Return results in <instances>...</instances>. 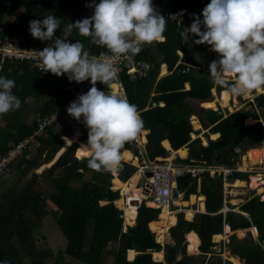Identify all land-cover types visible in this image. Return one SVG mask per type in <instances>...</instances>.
<instances>
[{
    "label": "trees",
    "instance_id": "16d2710c",
    "mask_svg": "<svg viewBox=\"0 0 264 264\" xmlns=\"http://www.w3.org/2000/svg\"><path fill=\"white\" fill-rule=\"evenodd\" d=\"M163 2L169 5L172 11L182 8L194 9L193 7H195L193 6L195 0H153L155 5ZM95 3H99V0H95ZM91 5H93V0H0V38L3 36L18 37L21 45H27V41L33 39L35 42L33 48H41L42 41L33 38L30 34L29 22L43 20L44 17L52 15L60 20V27L55 32L57 37H64L70 42L81 41L85 50L90 54H97L100 49L107 51L94 42L89 44V37L81 36L75 29L70 33L65 32L68 23L85 18L84 12ZM201 13V10L196 9L192 12L200 18ZM7 18H13V20L5 29H2ZM190 19L193 20L192 15ZM166 21L167 28L163 34L166 39L163 42L147 44L145 50L136 55L138 59L153 65L149 79L131 82L124 73H121L127 99L137 105L141 111L145 129L150 130L147 137V155L152 160L166 156L160 146L161 140L168 139L175 152L180 151L181 147L188 142L191 131L188 118L191 111L185 101L187 99H195L199 102L209 100V89L212 86L211 77L204 63L205 44H194L192 41L198 37L192 34H189V40L184 42L181 33L189 23L185 22L183 26H178L167 18ZM177 49L183 51V60L182 64H179L175 69L178 60ZM193 56L195 57L194 61ZM198 59L203 63V66L195 69L193 66L198 65ZM161 63H165L169 70L174 69V71L171 75L158 81L155 88L156 95L149 99L150 89ZM185 64L192 65L188 66V73H183L187 67ZM30 67L31 65L25 61L18 62V60L8 59L1 61L0 54V77L15 81L13 93L20 100L19 109L0 116V156L6 153L9 142L17 143L36 130L37 125L34 119L49 116L56 109H62L69 104L71 93L67 90V83L71 84L74 81L70 82L63 75L58 77L50 72H43L37 67ZM184 83H189L188 91L183 90ZM100 87L102 91L107 88L104 84H101ZM220 89L222 88L217 86V90ZM222 94H224V90L221 92ZM148 100H150L151 108L142 111ZM160 101L164 103L163 107L158 106ZM210 102L203 103L205 108L214 107L215 103ZM153 103L156 104L155 107H152ZM254 104L264 108V94L255 98ZM218 112V107L210 110L199 109V120L202 127H205L204 121L209 125L215 124L211 131L219 133V138L213 142L209 141L205 149L199 145L198 140L188 144L189 159L203 161L208 165L212 164L216 155L220 154V162L228 164V158L235 155L236 147H239L241 153L244 154L251 147L262 146L263 126L260 123L246 127L243 125V119L246 117L244 112L237 111L224 118ZM59 124L60 118L56 124L46 127L44 137L37 139L41 142V147L37 150L38 157L32 161H21L8 167V172L19 175L23 179L16 180L0 198V264H4V262L25 264L24 259L40 263L46 262L50 258L54 260L53 264H71L70 262L65 263V258L81 264H159L151 260L150 252L161 250V246L155 243L154 234L148 228V223H152L151 221L156 219L159 211L141 206L134 225L126 227L125 231H122V213L113 204L115 201L116 206L121 198L117 192L110 190V175L108 172L90 169L87 166V160L76 161L73 158L77 147L75 143L69 147L54 167L41 175L34 173L43 164H49L61 150L60 136L62 134H58L57 129H54ZM87 136L88 129L86 127L82 139ZM165 142L167 141L163 142L164 147H166ZM80 146L81 144L78 145L75 156L77 159L83 160L85 158L78 149ZM125 150L135 152L133 141L125 145ZM42 155H44L43 163H41ZM236 156L234 157L239 160V154ZM248 160L252 165L258 161L264 164V147L262 150H252ZM62 168V175H56L57 171ZM133 172L131 167L123 164V168L119 171V178L125 182ZM87 173L90 174V180L85 183L83 179ZM113 175L115 176V174ZM4 178L0 174V181L6 182L7 180ZM40 178L52 181L56 194L44 198L37 191ZM234 178L246 181L248 176L235 174ZM176 181L178 190H186L185 198L194 192V186L186 188L190 183L188 176L180 177ZM71 182L77 183L80 187L70 186ZM131 192L128 189L124 192L128 200H132L134 197ZM200 195L204 198V209L207 214L196 215L191 222L184 221L182 214H178L174 229L181 230V232L193 229L200 240L199 251L208 253L212 246L210 243L211 234L220 232L222 226L221 213L213 214L218 211L221 204L220 180L217 178L210 180L204 177L200 183ZM101 201L107 203L100 205ZM262 201L264 202V196H262ZM123 208L120 209L124 212ZM125 208L130 209L129 207ZM241 211L248 213V216L228 211L224 214V222L229 225L231 230H243L244 235L247 233V236L242 240L236 234H232L225 247L232 251L233 255L244 260L242 264H264V249L262 248L264 245V203L260 202L258 197L252 198L241 207ZM48 217H54L60 230V244L56 251L50 247L40 250L37 244L42 230V222L48 220ZM88 229L91 230L90 234H88ZM248 230H251L253 235H256L257 232L256 240L251 232H247ZM174 234L176 235V233ZM174 234L172 232L171 235L174 244L166 243L164 246L166 263L191 264L192 257L184 255L183 240H179ZM196 234L189 231L185 235L187 245L192 244L195 249L198 245ZM217 235L223 234L212 235V240ZM129 249L139 254L134 257V251ZM126 250H129L127 252L128 260H130L129 256L134 257L131 262L125 261ZM155 253L162 252H154L153 255ZM107 254L110 263L106 261ZM189 254L193 255L197 252ZM155 261L157 260L155 259ZM224 264L233 263L225 262Z\"/></svg>",
    "mask_w": 264,
    "mask_h": 264
},
{
    "label": "clouds",
    "instance_id": "9594fccd",
    "mask_svg": "<svg viewBox=\"0 0 264 264\" xmlns=\"http://www.w3.org/2000/svg\"><path fill=\"white\" fill-rule=\"evenodd\" d=\"M93 5L91 17L68 23L65 32L75 29L106 52L92 55L81 41L61 37L36 54L43 72L58 77L67 74L70 82L90 80L91 88L70 103L66 116L77 121L83 118L88 129L87 143L78 148L87 166L116 174L124 161L125 145L138 138L144 122L137 105L125 95L99 90L96 84L114 87L122 61L131 63L145 44L166 39L167 21L153 0H93ZM192 16L193 22L181 36L187 42L192 34L198 37L194 44H207L219 54V60L208 64L214 85L231 98L264 92V0H210L202 10V20ZM59 27L60 20L52 15L29 22L30 34L41 41L52 40ZM14 87V80L0 77V116L20 107Z\"/></svg>",
    "mask_w": 264,
    "mask_h": 264
},
{
    "label": "crops",
    "instance_id": "0c3cea01",
    "mask_svg": "<svg viewBox=\"0 0 264 264\" xmlns=\"http://www.w3.org/2000/svg\"><path fill=\"white\" fill-rule=\"evenodd\" d=\"M199 1L200 0H195V3H194V5L193 6H195V7H193L194 9H196V10H199L198 9V5H199ZM154 4V3H153ZM154 6L157 8V10L159 11V13L160 14H163V16H165L164 15V12H167V11H170L171 10V8L169 7V5H167L165 2H163V3H160L159 5H155L154 4ZM161 9H164L163 11H161ZM194 9H191L192 10V12H193V10ZM168 19V18H167ZM192 22H193V20H192ZM172 23V22H171ZM187 23H189V21L187 22ZM190 23H189V25H188V27H190ZM203 27V26H202ZM101 50H103V49H100V51ZM176 53L178 54V60H177V63H176V65H175V69L177 68V66L179 65V64H182V60H183V51L182 50H180V49H177L176 50ZM204 53H205V60H204V63H205V68H207V72H209V69H208V64L211 62V61H213V60H219L220 59V56H219V54H217L215 51H213L212 50V48H211V46H209V45H207V44H205V46H204ZM216 55H218V57H216ZM195 60V57L193 56V61ZM192 61V62H193ZM198 61V65L197 66H193V68H195V69H199L200 67H202L203 66V63L198 59L197 60ZM185 65H187V66H192V65H190V64H185ZM174 71V69L173 70H169L168 69V67H167V65L165 64V63H161V64H159V69H158V71L156 72V74H155V78H154V82H153V84H152V87H151V89H150V95H149V99H151L152 97H154L156 94H155V88H156V85H157V83H158V81L159 80H161L162 78H164V77H167V76H169V75H171L172 74V72ZM152 72V71H151ZM151 74V73H150ZM150 76V75H149ZM147 79V78H146ZM148 79H149V77H148ZM151 79V78H150ZM117 85V84H116ZM211 87H210V89H209V95H210V99L209 100H207V101H203V102H199L198 100H195V99H187L186 101H185V103H186V105L189 107V109H190V111H191V114H190V116H189V118H188V120H189V126H190V128H191V131L189 132V139H188V142L183 146V147H181V149H180V151H182V150H185L186 151V153H187V155H186V157L185 158H183V157H181L180 155H177L179 152L178 151H173L172 150V147H171V145H170V142H169V140L168 139H163V140H161L160 141V146L162 147V149H163V151L166 153V156H165V158H161V157H157V158H154L153 160L152 159H150L149 157H148V155H147V144H148V139H147V137H148V135H149V133H150V130L149 129H145V127L143 128V131L141 132V134L138 136V138H137V140L138 141H140L141 142V144H143L144 145V155H145V158L147 159V160H149V161H154V160H164V159H176V161H177V163H179V164H182V165H186L187 163H188V161H193V160H191V159H189V157H188V144H190L191 142H193V141H195V140H198V143H199V145L201 146V147H203V149H205V147L207 146V143L209 142V141H211V142H213V141H215V140H217L218 138H219V133H217V132H212L211 131V128L215 125V124H212V125H209L208 123H206L205 121H204V124H205V127H202V125H201V122H200V120H199V109H204V110H210V109H213V108H205V104L203 105V103H205V102H210V101H213L215 104H214V108L215 107H218V109H219V114L221 115V117L222 118H224V117H227L229 114H232V113H234V112H237V111H241V112H244L245 114H246V117L243 119V125L244 126H246V127H249V126H253L254 124H257V123H260L262 126H263V139H264V108H262V107H259V106H256V104H254V99L255 98H257L259 95H261V94H264V92H259V93H254L251 97H249V98H242V97H240V98H233V101H234V103H233V101H230V103H229V106H231V108H232V110H230L229 108H221L220 106H218L219 104H218V102H217V96H219V95H221V92L223 91V89H220V90H217V86L216 85H214V83H213V80H212V78H211ZM113 88V87H112ZM190 89V85H189V83H184V89L183 90H185V91H188ZM115 91V90H114ZM116 92V91H115ZM224 94H222L220 97H222ZM125 96H126V92H125ZM127 97V96H126ZM228 96H225L224 98H227ZM215 100H216V102H215ZM238 100V102L240 101L241 102V105H239V103L237 102L236 103V101ZM189 101H194V102H199L200 104H201V108L200 107H198V110L197 111H195L193 108H191V106L190 105H188L189 103ZM211 103V102H210ZM210 103H209V106H210ZM225 104H227V103H225ZM155 103H153V106L152 107H155ZM204 107H203V106ZM239 105V106H238ZM146 107L142 110V111H144V110H147V109H149V108H151V106H150V100H148L147 101V103H146V105H145ZM158 106L159 107H163L164 106V103L162 102V101H160L159 103H158ZM220 107V108H219ZM227 107H228V104H227ZM225 110V111H224ZM141 112V111H140ZM195 119V120H194ZM36 119H34V121H35ZM248 120H253V124H249L247 121ZM194 121L198 124V126H199V128L198 129H196L195 130V126H194ZM203 121V120H202ZM79 122H82V124H84L83 123V119L81 118V120L80 121H76V119H74V118H72L71 116H69V121H68V123H69V127H65V129H63L64 127H62L60 124L59 125H57L54 129H56L57 128V133L58 134H62L61 136H60V141L62 142V147H61V150L56 154V156L54 157V159L49 163L50 165H51V163L54 161V163L52 164V166H51V168L52 167H54L57 163H58V161L61 159V157L63 156V154H65V152L69 149V147L71 146V144L73 143H75L76 145H77V147H78V143L77 142H75L74 140H76L75 138L73 139V137H74V134H75V137L77 136V133H79V135H78V137H83V135H84V131H83V134L81 133V130L79 129V127H78V130H79V132H77L76 133V131L74 130V125L75 126H78L77 124L79 123ZM85 125V124H84ZM64 131V133H62ZM66 132V133H65ZM67 133H69L68 135H66ZM212 135H217L216 136V138L215 139H213L212 138ZM62 137H64V139L66 138V139H73V142L71 143V144H69L68 146H67V143H66V141L64 142L63 141V139H62ZM85 139H87L88 140V136L86 137V138H84V139H81L82 140V143H79V145L80 144H86L87 143V140H86V142L84 143V141L83 140H85ZM202 139H204V142H203V140ZM167 141V142H165V146L167 147V149H166V147H164L163 146V142L164 141ZM77 147H76V150H77ZM133 147H134V151L135 152H137V147H135V141H133ZM262 147H264V140H263V143H262V146H257V147H251V149L248 151V152H245L244 154H242L241 153V150L239 149V147H236V149H234V154L235 155H231L229 158H228V164H224V163H222V162H220V154L219 155H216V157L214 158V162L212 163V164H208V165H220V166H227V167H231V168H234V167H236V166H238V167H240V166H242L243 164V169H245V170H248L249 169V171H247V173H240V175H247L248 176V178H247V180L246 181H240V180H237V179H235L234 178V175L232 176V177H230V179H229V183H230V185L232 186V185H234V184H236V183H238V182H244V183H246L247 184V188L246 189H242V192H246V193H251V192H253V190H251V189H248L249 187H250V179H251V177H253L254 175L253 174H255V173H259V174H264V170L263 169H258L259 168V166L261 165L262 166V162H260V161H258L257 163H255L254 165H252L251 164V162H246V163H243V158L245 157V160H247L248 159V156H249V154L251 153V151L252 150H254V149H260V150H262ZM76 150L74 151V153H73V158L76 160V161H78V162H82V161H84V160H86V159H83V160H79V159H77L76 158V156H75V153H76ZM238 153H237V152ZM125 152H128L129 153V155H130V157L132 158V160L135 162V165H137L138 164V162L137 161H135V157H137V153H135V152H132V151H127V150H125L124 151V155H125ZM127 154V153H126ZM236 154H239V160H237V158H235V157H237L236 156ZM173 156V158H172V156ZM43 156V155H42ZM235 156V157H234ZM243 157V158H242ZM242 158V159H241ZM44 158L41 160V163H43L44 161ZM203 163H205V162H203ZM49 164H43L44 165V167L46 168V169H50V165ZM123 164L124 165H126V166H128V167H131L132 169L134 168V164L133 163H128V162H125V161H123V163H122V167H121V169L123 168ZM206 164V163H205ZM248 165H250V166H252L253 168L251 169V167H249ZM49 167V168H48ZM256 171V172H254V171ZM252 172H254V173H252ZM89 174V173H88ZM109 175H110V177H111V181H110V188L111 187H113V183H114V181L115 180H118L119 182H122L121 181V179L119 178V172L118 173H116L115 174V176L112 174V173H108ZM238 175V174H237ZM184 177V176H183ZM255 177V176H254ZM114 178H117V179H115L114 180ZM135 178V180H137L138 181V178L137 177H135L134 175H132V176H130L129 178H127L126 180H125V182H122V183H126V184H128L129 182H131V180H133ZM182 178V177H181ZM189 178V177H188ZM178 179V178H177ZM177 179H175V183L177 182L176 180ZM214 179V178H213ZM114 180V181H113ZM190 180V179H189ZM203 179H200L199 180V182L198 181H194V180H190V183L188 184V186L186 187V188H189V187H193L194 186V192L192 193V194H190V195H188L186 198H185V201H184V203H187L190 199H191V197H194V198H196L197 200H199V199H202V204H203V209H204V198L200 195V183H201V181H202ZM210 180H212V179H210ZM220 180V179H219ZM221 182V181H220ZM176 188H177V186H176ZM262 188V187H261ZM260 188V189H261ZM263 189V188H262ZM126 190L127 189H125V191L124 192H126ZM128 190H130V191H133L134 189H130V187L128 188ZM177 190H178V188H177ZM234 189L232 188V191H233ZM178 191H180V190H178ZM264 191V190H263ZM115 192V191H114ZM124 192H121V194L124 196ZM180 192H183L184 193V195L186 194V190L185 191H180ZM235 192V191H234ZM256 192V196H258V198H262V196L261 195H259L258 194V191H255ZM255 196V197H256ZM255 197H253V198H255ZM235 198V199H234ZM233 199L234 200H232V202L231 203H229V204H227V207H229V211H233V212H239V213H243V214H245L246 216H248V213H246V212H243V211H241V207L243 206V205H245L246 203H247V201L248 200H250V199H252V198H244V197H234ZM120 199V198H119ZM223 200H224V198H223V196H222V186H221V204H220V207H219V209H218V211L217 212H215V213H213V214H216V213H221V215H222V217H221V221H222V226H221V231L220 232H216V233H213V234H211V236H210V243L212 244V246L210 247V249H209V251H208V253H201L200 251H199V249H198V246L200 245V240H199V238H198V235L196 234V232L193 230V229H190V230H188V231H184L183 230V232H181V230H177L176 231V229H174V227H175V225H176V223H177V215L178 214H182V216H183V219H184V221H187V222H191L193 219H194V217L196 216V215H201V214H207L206 212H205V209H204V213H201V212H199V206H200V203H195V204H189L188 206H184V207H182V209H181V211L180 212H178V213H171V211H170V215H169V219H170V221H167V225L165 224V225H158V226H155L154 224L155 223H160V222H162V220H161V215H160V212H164V210L162 211V210H160L159 211V213L157 214V217H156V219L155 220H153V221H157L158 219H159V221H157V222H153V221H151L152 223H150V226H151V224H153V227H155L156 229H157V231L159 232L160 230H159V227H162L161 228V231L159 232V235H158V242H157V234L151 229V227L149 226V223H148V228L150 229V231L154 234V238H155V243H157V244H159L160 246H161V250H159V251H153V252H150V255H151V260L153 261V262H155V263H159V264H167L166 263V260H165V252H164V246L166 245H162V242L165 240L166 241V243L168 244V245H173L174 244V242H173V240H172V238H171V235H172V232H173V234L176 232V235L175 236H177V238H179V240H183V242H182V244H184V255H185V257H192V260L190 261V263L191 264H210V262L209 263H207L208 262V260H209V258L210 257H212V256H214V255H216L215 254V250L217 249V248H220V246H222V251H221V255H219V257H221L222 258V264H224L225 262H231V263H233L232 261H230L231 259L230 258H225L223 255L225 254V253H227V257H235L234 259H236V258H238L239 260H240V264H242V263H244V260H242L240 257H238V256H235V255H233V253H232V251H230L227 247H225V246H227V244L229 243V240H230V236L232 235V234H236L237 236H238V238L239 239H244V238H246V236H247V233H246V235H244V232H243V230H238V229H236V230H231L230 229V227H229V225L228 224H225V222H224V214L225 213H227L228 211H223L222 209H223V206H224V204H223ZM119 201H122V206H118L117 205V203H116V206H115V201L113 202V204H114V207L117 209V210H119L120 211V209L119 208H122V207H124L123 206V199L121 198ZM118 201V202H119ZM233 201H235L236 202V204L235 205H233ZM238 201V202H237ZM103 202V203H102ZM260 202H262V203H264L263 201H262V199H260ZM107 202L106 201H101L100 202V205H104V204H106ZM148 205L149 206H154V205H152V203H148ZM124 209V212H123V217H122V225H121V229H122V231H125V228L126 227H132L133 225H134V221H135V218H137V213H135L134 214V218H131L130 220V222L132 223V224H127V218H126V214H127V212L128 211H132V209H126L125 207L123 208ZM187 210H191V217L189 218L188 217V214H187ZM134 212V211H133ZM161 213V214H162ZM185 213H186V215H185ZM211 215V214H210ZM173 216H175L176 217V223L174 224V223H172V217ZM187 217V218H186ZM186 218V219H185ZM124 219V220H123ZM187 219H190V220H187ZM126 220V221H125ZM125 224V225H124ZM224 225H227V226H225L224 227ZM251 226H253V227H255L254 225H251ZM250 226V227H251ZM166 228L165 229V232H164V230H162L163 228ZM256 228V227H255ZM168 229V230H167ZM239 229H247V228H239ZM189 231H193L195 234H196V236H197V240H198V245H197V249H195V247H194V245H192V244H189V245H187V241H186V238H185V235L189 232ZM239 231H241V232H239ZM238 232L239 233H241V235H244V238H241V236L238 234ZM247 232H251V234H253L252 233V231L251 230H248ZM165 233V234H164ZM214 234H224L225 235V238H223V240H221L220 242H214L213 240H212V235H214ZM228 238V239H227ZM253 238L256 240V238H257V232H256V235H253ZM215 240H217V239H219V235L218 236H215V238H214ZM160 240V241H159ZM224 240H228V243L227 244H225L223 241ZM189 248H194V250H196V252H197V254H193V255H190L189 253H190V251H189ZM187 249H188V251H187ZM129 250H131V249H129ZM129 250H126V252H125V255H124V258H125V261H127V262H131L133 259H134V257L135 256H137L139 253L138 252H135L134 250H131V251H134V257L132 258V256H129V259L130 260H128L127 259V252L129 251ZM162 252V253H160V254H157V253H155L154 255H153V253L154 252ZM189 252V253H188ZM191 252L193 253V250H191ZM220 253V252H219ZM156 255H160L161 257H162V261L161 260H157V261H161V262H157V261H155V257H156ZM217 256V255H216ZM179 259L181 258V257H178ZM132 259V260H131ZM108 263H110L111 261H107ZM215 264H217V262H215ZM234 264V263H233Z\"/></svg>",
    "mask_w": 264,
    "mask_h": 264
},
{
    "label": "built area",
    "instance_id": "2783aa9c",
    "mask_svg": "<svg viewBox=\"0 0 264 264\" xmlns=\"http://www.w3.org/2000/svg\"><path fill=\"white\" fill-rule=\"evenodd\" d=\"M208 3H210V0H200L198 9L202 11ZM164 15L166 18H168L170 22H175L178 26H183L185 22L188 21L190 24L192 23V20L190 19V16L192 15L191 9L182 8L177 9L175 11L170 10L164 12ZM202 19L203 17L201 13V20ZM55 38L59 37L54 34V38L52 40L42 41L41 48L35 49L20 48L18 45V37L3 36V38H0L1 61H4L5 59L18 60V62L25 61L27 64L29 63L32 67L34 66L38 69L43 70L41 68L39 60L32 55L34 51L27 49L40 50L46 44H48L49 46L54 44ZM146 47L147 44L142 47V50L139 54H141ZM101 52L106 51L101 50L97 54L92 55H99ZM28 54L32 55V57L27 56ZM119 68V79L117 83L118 88L116 92L125 95V89L121 79V73H124L131 82L140 79H146L149 77L151 71L153 70V65L147 61L138 59V57L135 56L134 60L131 63L127 61H122L119 65ZM188 72L189 67L187 66L184 69L183 73ZM64 76L68 78L67 74H64ZM67 84V90L71 93L69 104L62 109H56V111L49 116H42L36 118V130L32 131L30 135L22 138L17 143L11 142L7 145L6 153L0 156L1 175H3L4 177L8 176V167L10 165H15L17 162L21 161L29 162L28 157L32 149H34L33 151L34 153H36L35 157H38L37 150L40 149L41 142H39L37 139L45 136L46 127L56 124V122H58L61 116L69 115L67 112V108L70 103L75 101L79 95L87 92L92 86L90 80L80 83L74 81L71 84ZM101 84L102 83L100 82H97L96 84L99 90L101 88ZM107 88L108 91H114L112 87ZM62 139L65 142L64 137H62ZM134 141L135 147H137V152H135L137 153V157H135V161H137L138 164L134 166L133 175H138L139 179L137 181V185H135L134 187V190L131 192V195H134L132 200H128L125 194L123 196L119 191V197L123 199L124 207H129L130 209H132V211H134V214L137 213L139 208L143 205L147 208L156 209H162L164 207H167L172 213H178L182 209L181 205L184 204L185 195L183 192L177 190L175 179L183 176H188L190 180L198 182L204 177H207L208 179H220L222 186V196L224 198V206L222 210H230L229 207H227V204H229L230 200L233 199L235 196L230 194V192H232V186L229 183V178L232 177L234 174L247 172L240 171L238 166L231 168L220 165H207L203 163V161H188L186 165L177 163L176 159H162L149 161L145 158L144 155V145L141 144V142L137 139H135ZM35 157H31L32 160ZM148 175H150V177H148ZM253 175L259 178L258 182L264 190V174L255 173ZM110 190L115 191L114 187H111ZM243 193V195H239L238 197L246 198L249 196L248 193ZM148 203H152L154 206H149Z\"/></svg>",
    "mask_w": 264,
    "mask_h": 264
},
{
    "label": "rangeland",
    "instance_id": "374dc122",
    "mask_svg": "<svg viewBox=\"0 0 264 264\" xmlns=\"http://www.w3.org/2000/svg\"><path fill=\"white\" fill-rule=\"evenodd\" d=\"M164 9H161V11H163ZM94 14V5H91V6H89L88 8H86V10H85V12H84V17L85 18H88V17H91L92 15ZM13 20V18H7L6 19V21H5V23L2 25V29H5L6 28V26L11 22ZM19 39V38H18ZM88 42H89V44H92L93 43V40H92V38H88ZM34 40L33 39H30V40H28L27 41V45H21V42L19 41V43H18V45H19V47L20 48H33V46H34ZM42 46H43V44H42ZM47 46H49L48 44H46V45H44L43 46V48H45V47H47ZM43 48L42 49H40V50H43ZM37 49V48H36ZM27 50H32V51H34L33 52V56H35L36 57V59H38V57H37V54H36V51H39V50H33V49H27ZM32 55H30V54H28L27 56H29V57H32ZM34 60V59H33ZM39 60V59H38ZM40 62V61H39ZM32 67V66H31ZM30 67V68H31ZM19 73L21 74V71H19ZM18 73V74H19ZM97 87V86H96ZM100 90H101V88H100ZM106 91H108V88H107V90ZM110 91V90H109ZM218 99H217V102H218V106H220L221 108H229L230 110H232V108H231V106H229V103H230V101H233V98H231V97H227V98H224L223 96L222 97H217ZM240 98V97H239ZM242 98H244V97H242ZM238 99V98H237ZM215 102H216V100H215ZM238 102V100L236 101V103ZM189 104L188 105H190L191 106V108H193L195 111H197L198 110V107H200L201 108V104L199 103V102H194V101H189L188 102ZM221 103H227L228 104V107H222L221 106ZM233 103H234V101H233ZM239 103V105H241V102L239 101L238 102ZM235 104V103H234ZM238 105V106H239ZM203 106V105H202ZM204 107V106H203ZM211 108H214L213 106H210ZM219 107V108H220ZM225 111V110H224ZM68 121H69V116H66V115H63V116H61L60 117V125L62 126V127H64L63 129H65V127L67 126V127H69V123H68ZM77 121V120H76ZM78 122V121H77ZM249 124H253V121H251L250 120V123ZM78 127H79V129L81 130V133L83 134V131L84 132H86V127H85V125L84 124H82V122H79L78 124ZM57 129V128H56ZM75 138V134H74V137H73V139ZM71 139V138H70ZM72 139V140H73ZM76 140H74L75 142H77L78 143V145H79V143H82V137H77V138H75ZM86 140L87 139H85V140H83L84 141V143L86 142ZM10 143V142H9ZM8 143V144H9ZM67 143V142H66ZM7 144V145H8ZM71 144V143H70ZM73 144V143H72ZM71 144V145H72ZM69 144L67 143V146H68ZM34 149H32V151H31V153H30V155H29V161H32V158L31 157H35L36 156V153H34V151H33ZM172 156V155H171ZM44 158V155L41 157V160ZM172 158H173V156H172ZM55 161V160H54ZM54 161L52 162V163H54ZM170 161V160H169ZM52 163H51V165H50V167L52 166ZM49 168V167H48ZM51 169V168H50ZM258 169H263L264 170V166H259V168ZM46 170H49V169H46L45 167H44V165H42V166H40L37 170H36V172H34V173H36L37 175H41L43 172H45ZM62 173H63V168L61 169V170H58L57 171V173H56V175H62ZM254 178V177H253ZM255 178H257V177H255ZM5 180H7L6 182H4V181H0V198H1V195L5 192V190L10 186V185H12L16 180H22L23 179V177H20L19 175H15V174H13V173H10V172H8V176L7 177H5L4 178ZM230 179V178H229ZM90 180V174H85V177H84V179H83V182H85V183H87L88 181ZM250 182H251V180H250ZM11 183V184H10ZM251 184V183H250ZM70 186H74V187H80L77 183H75V182H71L70 184H69ZM259 185V184H258ZM113 187H114V184H113ZM115 188V187H114ZM251 190H253V192H251V193H249V196L248 197H246V198H253V197H255L256 196V190L257 189H252V188H250ZM259 190V189H258ZM37 191L38 192H40L42 195H43V197L44 198H48V197H50V196H52V195H54V194H56V192H55V187H54V184L52 183V181H50V180H48V179H44V178H40L39 179V185H38V187H37ZM258 194H259V191H258ZM260 195V194H259ZM263 196H264V194H262ZM261 195V196H262ZM256 197H258V196H256ZM260 199V198H259ZM262 199V198H261ZM192 213V212H191ZM185 215H186V213H185ZM124 216V215H123ZM187 218V217H186ZM124 220V219H123ZM170 220V219H169ZM125 225V224H124ZM166 225H167V223H166ZM151 228L153 229V227L151 226ZM161 228L162 227H159V230L161 231ZM41 234L39 235V238L37 239V244H38V248L40 249V250H45V249H49V247L50 248H52L54 251H56L58 248H59V244H60V236H59V232H60V230L58 229V226H57V223H56V221H55V219H54V217H48V220H45L44 222H42V226H41ZM165 227L162 229V230H164V232H165ZM90 229H88V234H90ZM159 231V232H160ZM176 231H177V229H176ZM39 232H40V230H39ZM46 232V233H45ZM159 232L158 231H156V234H157V242H158V235H159ZM43 233H44V235H43ZM176 233V232H175ZM46 234V235H45ZM238 234L241 236V238H244V235H241V233H239L238 232ZM246 235V234H245ZM252 236H253V234H252ZM222 238V239H221ZM223 238H225V235H223V236H219V239H217V240H215V239H213V241L214 242H220L221 240H223ZM228 239V238H227ZM225 244H227L228 243V240H224L223 241ZM165 245L166 244V241L164 240L163 242H162V245ZM263 244V243H262ZM262 248L264 249V245H262ZM187 251H188V249H187ZM221 251H222V246H220V248H217L216 250H215V254L217 255H214V256H212V257H210L209 258V260H208V262L207 263H209L210 262V264H215V262H217V264H222V258L221 257H219V255H221ZM194 252H196V250H194V248H193V253ZM220 252V253H219ZM189 253V252H188ZM190 253H192V252H190ZM222 256V255H221ZM225 258H235V257H227L228 255H227V253H225L224 255H223ZM109 256H108V254H107V257H106V261H110L109 259ZM155 259L156 260H158L156 257H155ZM68 260V261H67ZM232 260H237V259H232ZM232 260H230V261H232ZM53 259L52 258H50V259H48V260H46V262L45 261H43V262H40V263H38V262H31L30 260H28V259H24V263L25 264H53ZM238 262H240V260L238 259L237 260ZM67 262H70L71 264H81V263H79V262H75V261H72V260H70V259H68V258H65V263H67ZM233 262V261H232ZM234 264H236L235 263V261L233 262Z\"/></svg>",
    "mask_w": 264,
    "mask_h": 264
},
{
    "label": "bare ground",
    "instance_id": "6f19581e",
    "mask_svg": "<svg viewBox=\"0 0 264 264\" xmlns=\"http://www.w3.org/2000/svg\"><path fill=\"white\" fill-rule=\"evenodd\" d=\"M117 88H118V85H115L114 87H113V90H117ZM261 93V92H260ZM226 95L224 94L223 95V97H225ZM221 106L222 107H227V104H225V103H221ZM195 120V119H194ZM248 123H250V121H248ZM194 126H195V130L196 129H198L199 128V126H198V124L194 121ZM77 132H79V130H77L76 131V133ZM78 135H79V133H77V136L75 137V138H77L78 137ZM216 136L217 135H212V138L213 139H215L216 138ZM68 144H70V143H72L73 142V140L72 139H64ZM203 140V142H204V139H202ZM177 155H180L181 157H183V158H185L186 157V155H187V153H186V151L185 150H182V151H180ZM124 161L125 162H128V163H133L134 165H135V162L132 160V158L130 157V155L129 154H125L124 155ZM243 163H246V162H249V160L247 159V160H245V157L243 158ZM244 165V164H243ZM243 165L242 166H240L239 167V169H240V171H242V172H247V171H249V169L248 170H245V169H243ZM249 167H251V169L253 168L252 166H250V165H248ZM262 166H264V164H262ZM51 168V167H50ZM135 177H137L138 178V175H134ZM254 177V176H253ZM253 177H251V184H250V187L248 188V189H250V188H252V189H257L256 191H259V194L260 195H262V194H264V191H263V189L261 188V186H260V184H259V178H253ZM139 179V178H138ZM114 190L115 191H120V192H124L125 191V189H128L129 187H130V189H134V187H135V185H137V180H135V178L133 179V180H131V182H129L128 184H126V183H122V182H119L118 180H115L114 181ZM259 184V185H258ZM232 188L234 189L232 192H230V194L231 195H234L235 197H237V196H239V195H243L244 193L242 192V189H246L247 188V184L246 183H244V182H238V183H236V184H234V185H232ZM261 188V189H260ZM259 189V190H258ZM235 191V192H234ZM263 196V195H262ZM235 199V198H234ZM234 199H231L230 200V203L232 202V200H234ZM200 203V206H199V212H201V213H204V209H203V204H202V199H199V200H197L196 198H194V197H191V199L187 202V203H184L183 205H181L182 207H184V206H188L189 204H195V203ZM234 203H233V205H235L236 204V202L235 201H233ZM238 202V201H237ZM117 205L118 206H122V201H119V202H117ZM153 205V204H152ZM123 208V207H122ZM164 210V212L161 214V220H162V222H160V223H155L154 225L155 226H158V225H165L166 223H167V221H170L169 220V215L172 213H170V210L167 208V207H164V208H162V211ZM187 212V214H188V217L190 218L191 217V210H187L186 211ZM126 220H127V224H132L130 221V219L131 218H134V212L133 211H128L127 212V214H126ZM125 220V221H126ZM172 223H176V217L175 216H173L172 217ZM151 226L153 227V224H151ZM153 230L155 231V233H156V231H157V229L155 228V227H153ZM165 234V233H164ZM224 235V234H223ZM223 235H219V236H223ZM218 236V235H217ZM222 239V238H221ZM160 241V240H159ZM191 250H193L192 248H189V251L191 252ZM156 258L158 259V260H162V257L160 256V255H156ZM232 259H234V258H231V260ZM237 260H238V258H236ZM237 260H232L233 262L235 261V263L236 264H240V262H238Z\"/></svg>",
    "mask_w": 264,
    "mask_h": 264
},
{
    "label": "water",
    "instance_id": "95a60500",
    "mask_svg": "<svg viewBox=\"0 0 264 264\" xmlns=\"http://www.w3.org/2000/svg\"><path fill=\"white\" fill-rule=\"evenodd\" d=\"M216 57H218V55H216ZM73 128H74V130H75V131H77V130H78V126H75V125H74V127H73ZM148 177H150V175H148Z\"/></svg>",
    "mask_w": 264,
    "mask_h": 264
},
{
    "label": "snow or ice",
    "instance_id": "6c2138e0",
    "mask_svg": "<svg viewBox=\"0 0 264 264\" xmlns=\"http://www.w3.org/2000/svg\"><path fill=\"white\" fill-rule=\"evenodd\" d=\"M82 155H84L83 153H81Z\"/></svg>",
    "mask_w": 264,
    "mask_h": 264
}]
</instances>
